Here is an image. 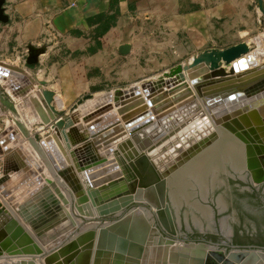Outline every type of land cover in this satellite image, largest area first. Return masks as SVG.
Wrapping results in <instances>:
<instances>
[{"label": "water", "instance_id": "water-1", "mask_svg": "<svg viewBox=\"0 0 264 264\" xmlns=\"http://www.w3.org/2000/svg\"><path fill=\"white\" fill-rule=\"evenodd\" d=\"M5 2L0 0L3 23L9 21ZM43 51L31 47L27 63L35 64ZM129 51V45L121 47L123 54ZM218 51L210 49L188 65H174L157 78L142 80L140 86L115 89L113 105L84 116L86 124L81 127L67 119L63 134L72 146L70 155L81 182L60 151L50 157L55 177L75 194L80 213L87 203L97 209L99 220L127 211L114 221L72 237L75 225L55 197L57 183L41 178L32 166L40 170L36 163L20 157L19 151V166L5 157L4 175L12 170L15 175L0 179V195L6 198L4 203L0 199V257L42 258L44 264H144L149 235L159 225L169 236L162 264H264L263 247L226 251L203 241H181L169 202L171 177L224 132L243 149L244 169L251 172L252 183H264V62L251 65L254 57L246 44L223 50L226 66L220 65ZM241 69L246 72L239 73ZM0 80L9 95L29 106L36 87L23 68L0 61ZM42 93L52 110L61 114L52 105V92ZM6 133L0 132L2 143L7 141ZM109 152H115V158ZM115 174L121 180L110 182L101 194L103 183ZM248 175L241 178L246 181ZM40 194L44 198L33 202L32 196ZM135 218L140 228L130 230L127 225Z\"/></svg>", "mask_w": 264, "mask_h": 264}, {"label": "rangeland", "instance_id": "rangeland-1", "mask_svg": "<svg viewBox=\"0 0 264 264\" xmlns=\"http://www.w3.org/2000/svg\"><path fill=\"white\" fill-rule=\"evenodd\" d=\"M202 1L205 2V10L209 16H212L211 13L219 15V17H215L211 22H208V35L205 39H198L196 43L190 42L188 39L184 38L183 34H179V38H168L167 43L169 44V47L168 51H166V56L163 55L162 51H159L157 52L159 57L153 59V61H149L148 57H141L137 65L138 67L129 65L125 72V68L124 70L121 68V65L123 64L120 62L122 55L119 56L117 53L103 54V52H121V48H119V50L118 48H107L106 50L103 48L104 44L102 38L112 26L113 18H102L103 23L93 35V37H95L94 42L87 40L84 42L85 44L80 43L75 47L68 46L66 42L59 43L57 47L50 52H41L38 61L32 65L27 63L29 52H5L11 57L9 60L29 71L31 78L33 77L36 79V77H38L40 80H46L47 84L44 86L53 89L56 94L65 100V103L63 104L58 103L57 100L52 101V105L55 107L56 111L61 112V114L53 111V122L50 124L40 123L39 125H36L37 127H35L37 128V131L35 137L32 136L31 138L34 137L37 141H40V139H42V131L48 130L51 132L52 130H55L54 125L57 124V122L61 125L67 123V118L72 115L73 111L80 109V106H77V102L80 100L84 101L89 95H100V93L112 92L117 88H129L133 85L132 83L134 81L138 82V85L140 86V82L142 81L141 78L136 80L132 79V76L134 77L137 74L134 69H132V73L129 72V69L133 67H143L146 72L145 77H152L150 79H154L174 65L179 63L184 65L190 64L196 56H202V54L210 49H216L219 50V52H222L234 45L246 44L249 54H254L260 49L258 46L259 42V45L262 44L261 46L264 47V38L263 41L260 40V35L263 34L262 32L264 30V11L262 12V10L260 11L259 9L261 7L260 0ZM189 10L198 11L199 8L196 3H190ZM207 20L209 21L208 17ZM261 41L263 43H261ZM157 43L160 42L158 41ZM188 43H190L192 48L186 53L179 52L178 48H182L183 45H187ZM126 45L129 44H124L122 46ZM147 45H149V43H147ZM156 45L158 44H155V46ZM129 46L131 47V45ZM262 51L263 48H261V53ZM97 52L98 54H96ZM131 52L135 51L130 50L128 52L129 54H127L130 55ZM13 56L15 58H13ZM7 57L5 55L0 56V60H4ZM116 58H118V60ZM223 65L226 66L227 64L223 62ZM0 86L4 88L3 84H0ZM42 86L43 85L38 81V86L35 91L31 93L30 98L35 97L36 94L39 95L41 97V105L46 109V101L45 99L42 100V89H44V86ZM15 101L16 100L13 102ZM36 103L37 102L35 101L34 104ZM14 106L16 105L6 107V105L0 104V109L3 110V113H0V129H3L8 124H13L15 127L20 126L21 130H24L25 126L22 125L25 124L24 120L26 118H29L30 121L32 120L29 114L23 115L19 109ZM22 106L24 105L22 104ZM36 106H38V103ZM75 107L77 108L75 109ZM23 113H25V111H23ZM82 119H84L83 116ZM5 120L7 123H5ZM58 127L56 126V128ZM230 164L228 163L227 167L230 175L233 177L227 176L225 173L222 175L223 178H221V181L223 180V182H226V186L221 185V182L219 183L217 181L216 183H219L220 187H217L219 185L216 186L213 184L212 177H214V174L212 176L210 175L209 178L207 177L208 179L204 185H201L198 177H189V179L191 178L190 180L188 179L190 182L188 183L190 186L188 190L191 194L190 198L203 199L202 197H204L205 202L203 201L202 204L209 205L210 207L212 206L211 208L216 205L218 206V209L220 208L221 211L223 210L221 217H225H223V219L220 217L222 219L221 231L229 235V238L231 237L232 240L234 233L235 244H252L254 246H260L261 244L259 243L264 241L262 236L255 234L252 236V233L249 235L244 232L237 233V230L242 229V224H244L248 230L251 229V227L255 228L257 222L248 217L243 210L255 212L256 210L264 209V195L262 199H259V197L255 196V193L253 194V192L246 191V189H250V185L247 183L244 184L241 189L239 188L241 192L238 193L235 185L239 183V181L234 179H236L237 176L242 177V175L245 174L244 172L242 173L244 169L238 173V171L233 170V166ZM172 180L169 186V202L175 212L176 219L178 220L177 224L182 227L179 229V239L183 241L184 237L187 236L189 240L206 238L208 241H212L215 244L222 243L220 241L221 236L219 235V230L214 229L216 227L215 220L211 218L213 215L211 216L209 212L210 209L207 211L209 215L207 218L202 217L203 215L198 213L201 218V223L196 221V219L192 217L194 210L191 207H188L190 198L187 200L184 195L178 197L176 190L172 186ZM64 185L65 187L67 186L66 184ZM213 186L216 187L213 189ZM245 186L246 189L244 188ZM196 195L199 197H195ZM175 197H177V199ZM221 197L225 200L224 205L221 201ZM69 202L70 201L67 200L65 203H67L68 210H71L70 212H72V210L75 209V204H70ZM145 205L148 207L147 204ZM125 212L122 215H124ZM114 215L115 214L106 216L101 220L111 222L122 216L115 217ZM244 216L245 218H243ZM225 218L226 222L224 221ZM194 225L197 227L196 229L194 228ZM84 228L86 227L81 229ZM186 228L190 231L189 234L187 233L188 231ZM197 229L199 232H197ZM78 232L81 231L78 229ZM221 247L223 246L221 245Z\"/></svg>", "mask_w": 264, "mask_h": 264}, {"label": "crops", "instance_id": "crops-1", "mask_svg": "<svg viewBox=\"0 0 264 264\" xmlns=\"http://www.w3.org/2000/svg\"><path fill=\"white\" fill-rule=\"evenodd\" d=\"M190 3H196L199 10L190 11ZM4 8L5 13L9 16V21L7 23L0 22V56L5 55L6 57H8L0 61L16 68L22 67L9 60V58L11 57L5 52H30L31 47L44 49L43 52H50L52 49L56 48L59 43L63 42H66L68 46L71 47H75L80 43L85 44L84 42L87 40L94 42L95 37H93V35L95 34V31L99 28V26L103 23L102 18H113L112 26L102 38L104 44L103 48L105 50L107 48H118L119 50L122 45L129 44L131 45L130 50H134L135 52H131L130 55H128L129 53L123 54L121 52H103V54L117 53V55L119 56L122 55V59L120 60V62H122L123 64L121 65V68L122 70H124L125 68V72L127 71L126 68H128L129 65L137 66L141 57H148L149 61H153V59H157L159 57V54L157 53L159 51H162L163 55L166 56V51H168L169 47V44L167 43L168 38H179V34H183L184 38L188 39L190 42L196 43L198 39H205L208 35V22H211V20L215 17H219V15L216 13H211L212 16H209L207 14V11L205 10V2L202 0H6ZM101 15L102 17L99 18V16ZM207 17L209 18V21L207 20ZM89 19L92 20V22H89ZM158 41L160 43H157ZM147 43H149V45H147ZM155 44L158 45L155 46ZM191 48L192 47L190 43H188L187 45H183L182 48H178V50L179 52L186 53ZM96 54H98V52ZM13 58L15 57L13 56ZM116 59L118 60V58ZM132 69H134L135 73H137L134 77L131 75L133 80H136L138 78H141V80L152 78L145 77V69L141 66L139 68L133 67L129 69L130 73H132ZM23 70L26 71L27 74H30L29 71L25 69ZM136 83L138 82L134 81L132 84ZM0 84H3L5 86V82L2 80H0ZM37 86L38 84L35 83L36 88ZM44 89L52 92V101L57 100V102L60 104L65 103V100L58 94H56L53 89L47 88L46 86H44ZM44 89H42V91ZM1 96L3 98H1ZM7 99L11 100V102L16 100L15 102H13V104L16 105L15 107L18 108L23 115H32H30L32 118L31 121L29 118H26L25 120L23 119L25 123L23 125L25 127L24 130H21L19 141H24L26 144H29V139L32 136L35 137V133L37 131L36 125H39L40 123L50 124L53 122V111L48 106L46 109L42 107L41 97L39 95L36 94L35 97L30 98V104L29 106H26L22 99L13 98L6 92V90L2 86H0V104L6 105ZM43 99L44 96L42 93V100ZM35 101L39 102L41 106H36V104H34ZM22 104L24 106H22ZM6 107L8 106L6 105ZM2 111L3 110L0 109V113ZM23 111H25V113H23ZM5 123H7V121ZM1 130L2 129H0V131ZM6 130H8V128L4 131ZM48 134H50L48 130L42 131V139H40V141H37L35 139L34 142L36 144H39ZM18 145L19 144L9 150L6 149L5 146H3V148L0 146V150H2L4 154L3 155L0 153V179L15 175V171L13 170L9 172V175H4L3 163L5 157L10 159L11 165H21L20 159L15 153L18 151ZM42 152L38 151V153H41L39 156L42 158L39 160H43V162L40 161V163L46 165L45 168V166L41 164V166L43 167V171H39L40 173L44 172V174L46 175L43 179H46L47 177L50 179H54L56 183L58 182L57 190L55 189L53 191L55 192V197L62 201V203L67 202V200L69 199L70 204H75L77 197L67 186L64 187L65 185L63 184V182L55 177V170L51 166L52 170H54L52 174V170L51 168H49L50 165H47L51 163H49V161H44L48 159L47 157H45L44 159L42 155L45 156V154L44 152L42 154ZM227 165L228 163L224 166L225 170L219 172L217 178L213 179L212 177L213 184H215L216 186L219 185L220 182L221 185L226 186V182H223V180L221 181V178H223V174L226 173L227 176L233 177L232 175H230ZM232 168L233 170H236L234 166ZM244 168L245 165L243 169ZM45 169L50 172V174L47 172L49 176L45 172ZM70 169L73 177L78 178L77 171H75L76 169L73 166H71ZM242 170L238 169L236 171L239 172ZM44 174H42L43 177ZM213 174L214 173L212 171V173L208 175V178ZM80 180L81 179H79V181ZM215 180L219 183H216ZM216 186H213V189ZM217 187H220V185ZM104 188L105 189L100 191L101 194L105 193L109 186L106 185ZM195 197L199 196L196 195ZM42 198H44V195L35 198L36 200L33 199V202H38ZM202 198L203 199L190 198V201L188 202V207H191L194 210V212L192 213V217L200 223L201 218L199 214L203 215L202 217L207 218V211L211 209L209 205L202 204L203 201L205 202L204 197ZM197 201L202 206L205 213H203L195 206L196 203L197 206L201 207ZM221 201L224 205L225 200H223L222 197ZM89 204L90 203L83 205V213L78 212L76 207L74 210H72V212L75 214L73 218L78 219H72L73 222L78 225H76L77 230L83 228V226L87 222H91L88 223L90 224V227L88 226L89 228H98L101 225H104V223L110 222L99 220L97 209ZM62 206L63 209L66 207L64 211L66 214H68L69 210L67 209L66 203H63ZM90 209L92 210L91 214ZM75 210L77 212V215L75 213ZM120 214L123 213H116L114 216L119 217L121 216ZM57 225L58 226L55 229L61 228L60 226L62 225V223ZM138 226L139 225L137 224V229ZM154 228L155 231H152L149 235V247L146 256V262L144 264L163 263L165 255V243L169 240V236L159 225L155 226ZM134 229L137 230L136 228ZM106 242H110L109 234L106 236ZM222 249L225 250V248ZM4 259L6 258H3L2 260Z\"/></svg>", "mask_w": 264, "mask_h": 264}, {"label": "bare ground", "instance_id": "bare-ground-1", "mask_svg": "<svg viewBox=\"0 0 264 264\" xmlns=\"http://www.w3.org/2000/svg\"><path fill=\"white\" fill-rule=\"evenodd\" d=\"M260 4L263 6V0H260ZM260 11L262 10V12L264 11V6L261 8H259ZM262 14V13H261ZM263 34L260 35L261 36V39L259 37L260 40L263 41V38H264V30L262 32ZM257 39V37H256ZM257 41V40H256ZM261 41V43H263ZM250 42V41H249ZM248 44V43H247ZM260 44V42H259ZM259 48L258 51H256L254 54L252 53L251 55L254 57L252 58V64L251 65H254V64H262L264 62V47L259 45ZM249 45V44H248ZM264 45V44H263ZM257 46V47H258ZM261 48H263V51L261 53ZM256 50V49H255ZM260 50V51H259ZM223 52V51H222ZM222 52H219L218 51V55H219V63L221 65L222 63V60H221V53ZM248 53V52H247ZM223 64V63H222ZM8 65V64H7ZM207 65L209 67V69H211L213 66L211 64L210 61L207 62ZM227 69L229 68V66L226 67ZM242 72H246L245 69H241L239 71V73H242ZM25 75H28V76H31L30 74H27L26 71H24ZM32 79L34 80L35 83L38 84V81H40V79L38 77L33 78ZM141 83V82H140ZM136 84H139V83H136ZM134 85V84H133ZM191 85V84H190ZM192 87V85H191ZM113 95H114V90L112 92H107V93H100V95H94V96H91L89 99H85L84 101L83 100H80L77 102V106H80V109L77 110L75 107V111H73L72 115L69 116L67 119H71L70 121L78 126V127H81L83 125L86 124V121L84 119H82V116H86L88 114H92L94 112H100L102 109H106L107 107H110L111 105H113ZM11 102V100H10ZM13 103V102H12ZM39 104V102H37ZM36 103V104H37ZM47 104V102H46ZM6 105L9 107L10 105H8V102L6 101ZM14 104H12L11 106H13ZM34 106V105H33ZM41 106L40 104L38 105V107ZM47 106H49V108L52 110V108L50 107L49 104H47ZM15 107V106H14ZM37 108V107H36ZM31 111V110H30ZM37 111V110H36ZM53 111V110H52ZM81 111V112H80ZM107 110H105L106 112ZM40 114V113H39ZM31 115V114H30ZM32 116V115H31ZM36 116V115H35ZM50 118V117H49ZM65 121V120H63ZM22 124V123H21ZM23 125V124H22ZM52 125V124H51ZM24 126V125H23ZM56 126H60L58 128H56ZM63 126L64 124H55L54 127H55V130H52L50 132V134L46 135V137L37 145L34 140L35 138H30L29 139V144H26L24 141L21 142L19 141V138H20V133H21V128L20 126L18 127H15L13 124H8L5 128H3L0 132L4 131L5 129L8 128L7 130V133L6 135L8 137L7 138V141L5 143H2V139L3 137L0 138V144H1V147L3 148V146H5L6 149H11L12 147L14 146H17V144L19 145H22V146H19L18 145V151L20 152V157L24 156L26 158V160H28L31 164L32 162L30 161L29 158H31L35 163L36 165L39 167L40 170H38L34 165H32L35 169H36V172L39 176H41L42 178H45V174L44 172L40 173L39 171H43V167L41 166V164L43 163H40L43 162V160H39V159H42L39 155L41 153H38L39 152H44L45 156L42 155L45 159V157H47L48 160H44L46 162L49 161V163L52 164L51 160H50V157H54L55 156V152L57 151H60V153L64 156L67 155V159L66 157L65 158V161H66V164L69 168H71V166H73V159L70 155V151L72 149V146L69 145V143L66 141L65 139V136L63 134ZM59 133H58V132ZM222 131V130H221ZM53 134H55V137H53ZM10 135V137H9ZM50 138L51 139V142H47L46 139L47 138ZM29 138V137H28ZM227 140V141H226ZM42 142L44 144H42ZM61 147L63 148V150H61ZM41 150V151H40ZM42 152V154H43ZM16 153V152H15ZM4 155V154H3ZM107 155H109L111 158H115V152H109L107 153ZM227 156H230L231 158V163L232 165L234 166V168L236 170L240 169L242 170L243 167H244V163L241 165V162L243 161L244 162V152H243V149L237 145L236 142L233 141V138L231 135L227 134L226 132L222 133L221 135V138L219 141H217L214 145H212L210 148L206 149L205 151H203L196 159H193L191 161V163L187 164L184 168H182L181 170H179L178 172H176L170 179V182L172 180V186L174 187V189L176 190V194L177 196L179 197V194H183L184 197L188 200L190 198V193H189V177H198V180L201 182V185L203 184H206V180H207V177L209 175V172L211 171V169H216L217 171H222V170H225V165L227 163H230L227 161ZM227 161V162H226ZM45 163V162H44ZM47 164V163H46ZM47 164V165H50L49 168H51L52 170V167L53 164ZM43 166H45L46 168V165L43 164ZM52 166V167H51ZM74 167V166H73ZM46 170V169H45ZM44 170V171H45ZM49 170V171H51ZM118 169L115 168L114 170H112V172H115L117 171ZM53 171L52 170V174H53ZM76 171V170H75ZM74 171V172H75ZM46 173L48 172V170L45 171ZM50 174V172H48ZM47 173V175L49 176V174ZM42 174H44V177L42 176ZM76 174V173H75ZM78 174V173H77ZM110 174V173H109ZM51 176V175H50ZM218 175H216L214 178H216ZM53 177V176H52ZM77 177V176H76ZM47 178V177H46ZM54 178V177H53ZM79 178V176H78ZM121 180V175L119 174H115L113 175L112 177H109L104 183H103V186L105 187L106 185L109 186L110 182H113V181H119V179ZM80 179V178H79ZM115 179H118V180H115ZM189 179V180H188ZM197 179V178H196ZM45 180V179H44ZM54 180V179H52ZM81 181V180H80ZM216 181V180H215ZM56 182V181H55ZM62 182V181H61ZM197 182V181H196ZM58 183V182H57ZM108 183V184H106ZM171 184V183H170ZM61 185V184H60ZM188 185V186H187ZM60 187V186H59ZM65 187V186H64ZM103 187V188H104ZM62 189V188H60ZM66 189V188H65ZM173 189V190H174ZM62 191V190H61ZM203 191V190H202ZM203 193V192H202ZM63 194H64V191H63ZM66 195V194H65ZM174 195V194H173ZM175 196V195H174ZM68 197V196H67ZM177 199V197H175ZM0 199L1 201L4 203L6 201V198L2 197L0 195ZM35 199V196H32V200ZM40 199V198H39ZM179 199V198H178ZM36 200V199H35ZM64 200V199H63ZM69 200V199H68ZM70 201V200H69ZM177 202V201H176ZM62 203V202H61ZM65 204V202H63ZM62 203V204H63ZM70 203V202H69ZM68 203V204H69ZM67 204V203H66ZM194 204V203H193ZM90 205V204H89ZM65 206V205H64ZM71 206V205H70ZM196 206V205H195ZM201 206V205H200ZM91 207V206H90ZM199 210L202 211V208L199 207V206H196ZM66 208V207H65ZM64 208V209H65ZM72 208V207H71ZM70 208V209H71ZM87 208V207H85ZM194 208V207H193ZM68 209V208H67ZM89 209V208H88ZM92 209V208H91ZM90 209V210H91ZM74 210V209H73ZM87 210V209H86ZM95 210V209H93ZM71 211V210H70ZM67 214V216L69 217V220L75 225V228L71 229V233H72V237H75L77 234H79L80 232H78L77 228H76V225L72 219H76V218H73L74 217V213L70 212ZM85 211V210H84ZM88 211V210H87ZM92 210L90 211V214H91ZM75 213L77 215V212L75 210ZM85 213V212H84ZM93 215H94V211H93ZM87 216V214H86ZM85 216V217H86ZM91 217V215H90ZM93 217V216H92ZM96 217V216H95ZM89 218V217H88ZM95 219V218H94ZM78 220V219H76ZM89 221V220H88ZM93 221V220H92ZM139 222L136 218L131 220V222H129L130 224L127 225V228H130V230H133L134 228L137 229V224L139 225ZM88 223H91V222H87L85 223V225L83 227H86L84 229H80V231H84L85 229H88L90 226V224ZM109 223V222H108ZM79 224V223H78ZM64 225V224H63ZM62 226V225H61ZM60 226V227H61ZM78 226V225H77ZM82 226V225H81ZM80 226V227H81ZM89 226V227H88ZM136 226V227H135ZM57 228V227H56ZM140 227L138 226V229ZM55 230V229H54ZM57 230V229H56ZM135 230V229H134ZM3 258H6L4 260H2ZM0 264H44V259L42 258H31V257H27V256H8V255H4L2 257H0ZM154 264V263H153Z\"/></svg>", "mask_w": 264, "mask_h": 264}, {"label": "flooded vegetation", "instance_id": "flooded-vegetation-1", "mask_svg": "<svg viewBox=\"0 0 264 264\" xmlns=\"http://www.w3.org/2000/svg\"><path fill=\"white\" fill-rule=\"evenodd\" d=\"M228 158H227V161L228 162H230L231 163V158H230V156H227ZM226 161V162H227ZM232 164V163H231ZM243 164V161L241 162V165ZM216 169H211V171L209 172V174L210 173H212V171H213V173H214V177L216 176V175H218L219 174V171H215ZM248 173L249 175H248V177H247V179H246V181L244 180V179H242L240 176H237V178L236 179H234V180H237V181H239V183H237L236 185H235V187H236V190H237V192L238 193H240L241 192V190H239V188L241 189V187H243L244 186V184H249L250 185V189H246V186L244 187L245 189H246V191H250V192H253V194L255 193V196H257V197H259V199H262L263 198V195H264V183H262V184H260V185H254L253 183H252V181H251V172L246 168V169H244L243 171H242V173ZM239 173V172H238ZM238 175V174H237ZM213 177V179H215ZM217 178V177H216ZM179 196H183V194H179ZM263 201V200H262ZM264 203V202H263ZM212 207V206H211ZM215 207V208H214ZM202 208V207H201ZM214 208V209H213ZM213 208H211L210 209V214H211V218H213L214 220H215V228L214 229H216V230H219V235L221 236V242L222 243H220V244H215L214 242H212V241H208L206 238H200V239H196V240H189L188 238H187V236H185L184 237V240L185 241H187V242H190V241H195V242H201V241H203V242H206V243H210V244H212V245H215V246H218V247H220V248H225V250L226 251H229V250H231V249H233V248H241V249H243V248H250V247H263L264 248V241H262L261 243H259V244H261L260 246H254V245H252V244H249V245H247V244H239V243H236L235 244V240H234V233H233V240L231 239V237L229 238V235H227V234H225V233H223L221 230H222V225H221V221H222V219H223V217H225V216H223V217H221V215H222V211L220 210V208L218 209V206H216V205H214L213 206ZM263 208H264V206H263ZM173 209V208H172ZM212 210H213V212H212ZM202 212L203 213H205V211L203 210V208H202ZM243 212L248 216V217H250L251 219H253V220H255L256 222H257V224H256V226H255V228H252L251 227V229H247V227L244 225V224H242L241 225V227H242V229H238L237 230V233H240V232H244V233H248L249 235L252 233V236H254V234L255 235H260V236H262L263 238H264V209H259V210H256L255 212H250V211H248V210H243ZM173 213H174V218H175V224H176V227H177V230L179 231V229L180 228H182V227H180L178 224H177V219H176V215H175V212H174V210H173ZM209 216V215H208ZM217 216H219V217H217ZM222 219H221V218ZM243 218H245V216L243 217ZM224 221L226 222V218L224 219ZM158 223V222H157ZM194 228L196 229L197 227L194 225ZM187 229V228H186ZM187 231H188V229H187ZM197 232H199L198 231V229H197ZM231 232H232V230H231ZM188 234L190 233V231H188L187 232ZM216 235H218V234H216ZM221 245L223 246V247H221Z\"/></svg>", "mask_w": 264, "mask_h": 264}, {"label": "trees", "instance_id": "trees-1", "mask_svg": "<svg viewBox=\"0 0 264 264\" xmlns=\"http://www.w3.org/2000/svg\"><path fill=\"white\" fill-rule=\"evenodd\" d=\"M101 17H102V15H101V16H99V18H101ZM89 22H92V20H90V19H89Z\"/></svg>", "mask_w": 264, "mask_h": 264}]
</instances>
